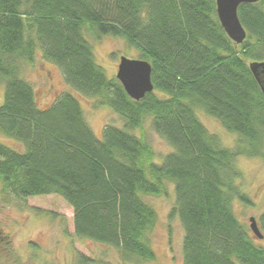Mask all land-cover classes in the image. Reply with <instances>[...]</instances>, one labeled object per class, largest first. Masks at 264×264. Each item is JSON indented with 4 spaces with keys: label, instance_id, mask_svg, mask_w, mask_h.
Instances as JSON below:
<instances>
[{
    "label": "trees",
    "instance_id": "trees-1",
    "mask_svg": "<svg viewBox=\"0 0 264 264\" xmlns=\"http://www.w3.org/2000/svg\"><path fill=\"white\" fill-rule=\"evenodd\" d=\"M237 16L241 44L221 27L215 0H0V133L18 146L0 143L5 202L57 195L72 208L78 238L116 249L124 262L152 261L146 233L156 212L143 197L163 195L171 183L182 264H264V247L232 208L235 198L251 204L236 158H264V95L248 67L264 61V0L240 4ZM103 36L122 38L150 63L152 92L135 101L106 76L88 41ZM37 47L122 128L105 124L96 138L68 92L39 108L20 76V62L32 64ZM196 109L237 134L235 146L224 147ZM147 117L172 148L160 165L132 133ZM258 223L264 232V212Z\"/></svg>",
    "mask_w": 264,
    "mask_h": 264
},
{
    "label": "rangeland",
    "instance_id": "rangeland-1",
    "mask_svg": "<svg viewBox=\"0 0 264 264\" xmlns=\"http://www.w3.org/2000/svg\"><path fill=\"white\" fill-rule=\"evenodd\" d=\"M92 46L94 59L101 66L108 78L116 75L117 64L121 56L137 59L139 52L127 45L120 37L103 36L99 39L88 37ZM20 76L33 87L35 100L39 108L48 106L54 98L62 93L72 94L79 102L85 119L96 138L101 139L105 124L122 128L121 119L108 108H96L94 99L83 96L69 85L54 64L45 61L36 48L32 64L20 62ZM164 97L165 94L157 93ZM4 85H0V105L3 103ZM199 120L210 133L215 134L221 144L233 148L239 136L226 131L217 120L207 116L202 110L196 109ZM136 136H143L154 152L153 163L162 164L166 154L172 151L167 142L150 127V118L144 120L141 129L132 131ZM0 143L10 147H18L16 141L0 133ZM236 166L241 173L237 181L239 189L251 200V204L242 203L237 198L232 201L236 218L249 228L248 219L254 217L258 223L259 216L264 212V158H236ZM0 183V215L16 219L17 230L20 226H32L30 238L38 244L39 264H182L181 242L183 230L176 216L169 218L174 205L173 185L166 183V193L160 196H144V201L156 212V221L151 230L146 233L147 240L155 254L152 261L124 262L119 258L114 248L94 243L88 239L78 238L73 231V211L64 200L57 195H41L29 197L25 201L5 202V193ZM4 198V199H3ZM24 229H22L23 231ZM261 230V229H260ZM263 237L256 238L251 232V238L256 246L264 247ZM29 238V239H30ZM49 258V263H43ZM88 259L87 262L83 261ZM234 264H240L233 259Z\"/></svg>",
    "mask_w": 264,
    "mask_h": 264
},
{
    "label": "water",
    "instance_id": "water-1",
    "mask_svg": "<svg viewBox=\"0 0 264 264\" xmlns=\"http://www.w3.org/2000/svg\"><path fill=\"white\" fill-rule=\"evenodd\" d=\"M258 1L260 0H215L219 23L227 37L235 44H241L246 37V31L237 16L238 6L242 3H256ZM248 67L264 95V61L251 62ZM115 77L122 85L125 93L135 101L142 99L146 93L153 91L151 65L146 60L121 56L117 64ZM248 222L251 233L256 238L261 239L263 234L256 219L250 217Z\"/></svg>",
    "mask_w": 264,
    "mask_h": 264
},
{
    "label": "flooded vegetation",
    "instance_id": "flooded-vegetation-1",
    "mask_svg": "<svg viewBox=\"0 0 264 264\" xmlns=\"http://www.w3.org/2000/svg\"><path fill=\"white\" fill-rule=\"evenodd\" d=\"M12 218L0 215V264H39V246L28 234L32 226H20L18 231V222ZM43 263H49V258Z\"/></svg>",
    "mask_w": 264,
    "mask_h": 264
}]
</instances>
